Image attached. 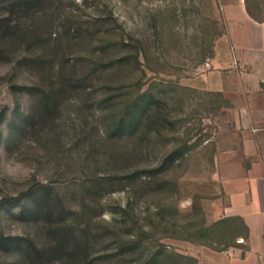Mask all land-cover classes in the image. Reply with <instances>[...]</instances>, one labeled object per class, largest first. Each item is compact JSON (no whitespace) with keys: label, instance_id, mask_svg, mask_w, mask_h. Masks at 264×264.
I'll use <instances>...</instances> for the list:
<instances>
[{"label":"rangeland","instance_id":"374dc122","mask_svg":"<svg viewBox=\"0 0 264 264\" xmlns=\"http://www.w3.org/2000/svg\"><path fill=\"white\" fill-rule=\"evenodd\" d=\"M225 33L220 0H41L22 16L0 38V233L50 249V219L22 215L48 185L87 249L51 264H144L157 251L156 264H199L202 245L235 244L245 229L219 223L215 164L237 144L235 104L205 80ZM144 95L159 108L117 136ZM0 261L25 264L1 249Z\"/></svg>","mask_w":264,"mask_h":264},{"label":"crops","instance_id":"0c3cea01","mask_svg":"<svg viewBox=\"0 0 264 264\" xmlns=\"http://www.w3.org/2000/svg\"><path fill=\"white\" fill-rule=\"evenodd\" d=\"M264 7V0H260ZM226 33L205 74L208 88L235 104L238 141L215 156L228 200L225 217H239L247 236L224 249L202 245L199 264H264V17L258 0H220ZM197 257V256H196Z\"/></svg>","mask_w":264,"mask_h":264},{"label":"trees","instance_id":"16d2710c","mask_svg":"<svg viewBox=\"0 0 264 264\" xmlns=\"http://www.w3.org/2000/svg\"><path fill=\"white\" fill-rule=\"evenodd\" d=\"M40 3L41 0H0V38H11L15 35L19 27V19L34 11ZM33 89L38 90V88L35 87L29 88V90ZM41 92L45 95V98L49 99L45 91L41 90ZM148 97L149 100H147L145 95L140 97L119 120L117 136L125 133H136L143 119L146 116L148 119L150 118V113L154 105H157L156 107L159 108L158 104L161 102L152 95ZM158 115L160 120L164 119L163 121H167L163 114ZM52 189L53 188L48 185H40L36 191L29 193L28 201L30 203L24 204L22 207V215L25 219L32 214L38 213H43L45 217L50 219V233L54 239V244L50 249L38 246L31 237L0 233V249L6 253L19 254L23 258L25 264H51L49 257L52 253L59 254L60 259H68V261H70L79 258L82 254H86L87 252L85 242L77 236L75 224L68 222L65 217V212L74 216L77 215V212L67 208L60 197L57 198V202L51 203L48 196H45V194ZM229 220H237L243 225L245 234H238L237 236H247V227L239 217H224L220 219L219 223L223 224ZM162 255H164L163 251L149 254L146 256L143 263L156 264ZM65 261L66 264H79L67 262V260ZM0 264L9 263L0 261Z\"/></svg>","mask_w":264,"mask_h":264}]
</instances>
